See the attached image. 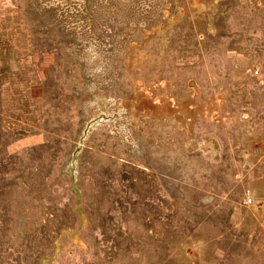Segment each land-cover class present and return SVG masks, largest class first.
<instances>
[{
	"label": "rangeland",
	"instance_id": "obj_1",
	"mask_svg": "<svg viewBox=\"0 0 264 264\" xmlns=\"http://www.w3.org/2000/svg\"><path fill=\"white\" fill-rule=\"evenodd\" d=\"M0 264H264V0H0Z\"/></svg>",
	"mask_w": 264,
	"mask_h": 264
},
{
	"label": "built area",
	"instance_id": "obj_2",
	"mask_svg": "<svg viewBox=\"0 0 264 264\" xmlns=\"http://www.w3.org/2000/svg\"><path fill=\"white\" fill-rule=\"evenodd\" d=\"M245 203H246V204H251V203H252V199L250 198L249 195H246Z\"/></svg>",
	"mask_w": 264,
	"mask_h": 264
}]
</instances>
